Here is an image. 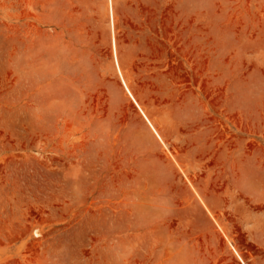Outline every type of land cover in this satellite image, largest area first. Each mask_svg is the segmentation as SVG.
<instances>
[{"label":"rangeland","instance_id":"obj_1","mask_svg":"<svg viewBox=\"0 0 264 264\" xmlns=\"http://www.w3.org/2000/svg\"><path fill=\"white\" fill-rule=\"evenodd\" d=\"M0 264H264V0H0Z\"/></svg>","mask_w":264,"mask_h":264}]
</instances>
